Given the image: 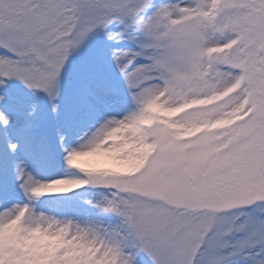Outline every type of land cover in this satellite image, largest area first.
I'll list each match as a JSON object with an SVG mask.
<instances>
[{"label":"snow or ice","instance_id":"snow-or-ice-1","mask_svg":"<svg viewBox=\"0 0 264 264\" xmlns=\"http://www.w3.org/2000/svg\"><path fill=\"white\" fill-rule=\"evenodd\" d=\"M0 264H264V0H0Z\"/></svg>","mask_w":264,"mask_h":264}]
</instances>
